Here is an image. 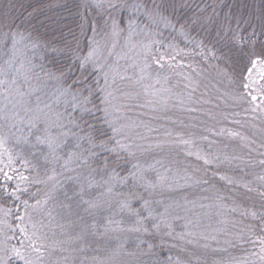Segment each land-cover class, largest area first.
Returning <instances> with one entry per match:
<instances>
[{
	"label": "snow or ice",
	"instance_id": "6c2138e0",
	"mask_svg": "<svg viewBox=\"0 0 264 264\" xmlns=\"http://www.w3.org/2000/svg\"><path fill=\"white\" fill-rule=\"evenodd\" d=\"M56 7L0 8V264H264V0Z\"/></svg>",
	"mask_w": 264,
	"mask_h": 264
},
{
	"label": "trees",
	"instance_id": "16d2710c",
	"mask_svg": "<svg viewBox=\"0 0 264 264\" xmlns=\"http://www.w3.org/2000/svg\"><path fill=\"white\" fill-rule=\"evenodd\" d=\"M57 2L59 3H64V4H68L73 8V11H76L75 9V5L80 3L81 0H0V8H3L4 6H6L7 4H14L16 7V12L17 14L19 13H24L25 15L27 14L25 12V9H28L29 11L32 10L33 7H41V6H45V11H47L49 16H56V15H60V16H68V12L65 8H61V7H56ZM200 0H195V3H199ZM212 2H215V0H212ZM231 3L233 4H243L245 2L247 3H251L252 0H230ZM48 5H51V7H47ZM23 6V7H22ZM80 11H83L82 9ZM40 19L43 20L44 16L41 15ZM73 19H75V17H73ZM72 27L78 31V28H76L75 23L72 24ZM71 37L69 36V39ZM226 83L225 85H222L221 87H226ZM242 111V109H240ZM243 112H242V117H243ZM241 117V118H242ZM257 123H259V121H257ZM235 127V126H232ZM229 152L232 151V148L228 149ZM238 153L243 154L246 153V150H240L237 149L236 150ZM248 175H244L243 173H240L238 171H233V174L236 175L238 178L239 177H243V179L245 181H253L255 179L254 175L252 173H260L261 169L259 167H256L255 169H251L249 168L248 170ZM217 183H222L217 181ZM253 187H259V182L256 181L253 185ZM240 192L243 194L240 198V203L244 208H249L251 209L253 205L256 206V208H259V203H260V198L257 194V192H252V193H244L243 189H240ZM236 219H243L240 216H236ZM222 247H227V245H221ZM244 247H247L246 245ZM243 255V250L240 246H237L235 248H228V252L224 253H218L216 254V258H224L227 259L229 257V255Z\"/></svg>",
	"mask_w": 264,
	"mask_h": 264
},
{
	"label": "rangeland",
	"instance_id": "374dc122",
	"mask_svg": "<svg viewBox=\"0 0 264 264\" xmlns=\"http://www.w3.org/2000/svg\"><path fill=\"white\" fill-rule=\"evenodd\" d=\"M258 124V123H257ZM236 216H239L238 214Z\"/></svg>",
	"mask_w": 264,
	"mask_h": 264
}]
</instances>
